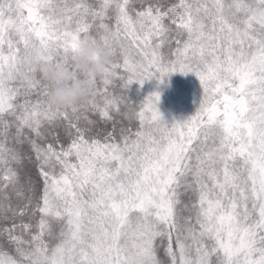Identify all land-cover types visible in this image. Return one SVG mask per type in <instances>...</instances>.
I'll return each instance as SVG.
<instances>
[{
  "label": "snow or ice",
  "instance_id": "1",
  "mask_svg": "<svg viewBox=\"0 0 264 264\" xmlns=\"http://www.w3.org/2000/svg\"><path fill=\"white\" fill-rule=\"evenodd\" d=\"M87 41L110 68L49 108L22 60ZM176 73L186 120L128 100ZM0 264H264V0H0Z\"/></svg>",
  "mask_w": 264,
  "mask_h": 264
},
{
  "label": "clouds",
  "instance_id": "2",
  "mask_svg": "<svg viewBox=\"0 0 264 264\" xmlns=\"http://www.w3.org/2000/svg\"><path fill=\"white\" fill-rule=\"evenodd\" d=\"M113 61L110 46L99 41L82 42L68 56L69 68L41 63L29 54L22 60L25 71H33L47 87L46 106L66 111L83 105L89 95L88 82L99 80ZM70 69V70H69Z\"/></svg>",
  "mask_w": 264,
  "mask_h": 264
},
{
  "label": "rangeland",
  "instance_id": "3",
  "mask_svg": "<svg viewBox=\"0 0 264 264\" xmlns=\"http://www.w3.org/2000/svg\"><path fill=\"white\" fill-rule=\"evenodd\" d=\"M154 91L160 93L158 109L163 119L174 117L181 122L192 116V111H196L201 98L199 81L191 74L179 73L170 75L164 83L159 85L156 80L147 81L142 86L132 84L127 91V98L133 105H139ZM107 127L110 129L111 125ZM34 175L33 171V177Z\"/></svg>",
  "mask_w": 264,
  "mask_h": 264
},
{
  "label": "trees",
  "instance_id": "4",
  "mask_svg": "<svg viewBox=\"0 0 264 264\" xmlns=\"http://www.w3.org/2000/svg\"><path fill=\"white\" fill-rule=\"evenodd\" d=\"M195 112L194 111H192V115L194 114ZM166 122H168V123H171V122H173V121H178V122H181V121H179V120H177L176 118H171V119H164Z\"/></svg>",
  "mask_w": 264,
  "mask_h": 264
}]
</instances>
